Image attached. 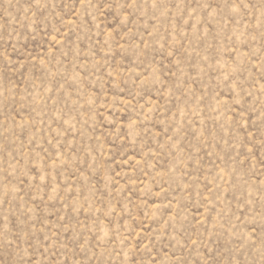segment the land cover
<instances>
[{
  "label": "rangeland",
  "instance_id": "374dc122",
  "mask_svg": "<svg viewBox=\"0 0 264 264\" xmlns=\"http://www.w3.org/2000/svg\"><path fill=\"white\" fill-rule=\"evenodd\" d=\"M0 264H264V0H0Z\"/></svg>",
  "mask_w": 264,
  "mask_h": 264
}]
</instances>
